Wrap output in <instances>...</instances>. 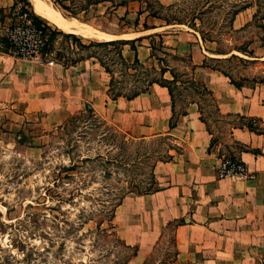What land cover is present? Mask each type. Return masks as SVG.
<instances>
[{"label":"rangeland","instance_id":"rangeland-1","mask_svg":"<svg viewBox=\"0 0 264 264\" xmlns=\"http://www.w3.org/2000/svg\"><path fill=\"white\" fill-rule=\"evenodd\" d=\"M140 1L149 15L182 19L188 26L199 15V25L208 28L211 39L218 40L207 42L206 49L232 51L219 54L216 58L223 59L217 60L206 55L203 63L225 70L237 82L263 79L264 62L249 61V54L234 47L264 56V0H252L254 6L237 16L235 26L239 28L235 32H227L233 0H178L170 9L160 0ZM52 2L65 17L107 33H131L145 29V24L155 26V21H143L141 25L134 18L123 21L98 6L96 0ZM17 4L16 15L11 11L12 19L6 23L11 26L19 12H30L45 39L41 61L55 59L68 65L93 57L96 62H105L110 72L103 65L102 70L92 66L96 72L92 79L94 100L77 104L78 109L62 123L42 112H25L23 103L0 104V264H127L136 249L118 237L112 220L114 204L128 190L155 191L159 187L154 180L156 167L169 159L168 151L178 141L167 135L141 138L148 129H123L108 119V113H103L104 82L110 98L121 95L127 99L139 93L146 96L147 104L157 107L159 114L164 112L162 98L167 93L153 81L171 80L175 120L191 102H199L212 133V145L224 155L225 162H239L242 148L231 137L232 128L251 122L219 112L210 92L195 81L191 54L167 45L165 32H159L161 36L146 35L151 43L150 59L127 66L120 52L123 50L132 63L135 52L130 44L106 46L96 43L104 41L98 38L78 34L79 39L73 38L41 17L33 0H18ZM162 18L160 22L164 23ZM0 51L12 53L5 33H0ZM164 66L176 77L170 70L163 73ZM87 104L95 109L94 114L87 110ZM121 109L127 112V107ZM150 119L146 115L139 118L145 125ZM172 231L173 226L165 230L145 264H173L177 251Z\"/></svg>","mask_w":264,"mask_h":264},{"label":"crops","instance_id":"crops-1","mask_svg":"<svg viewBox=\"0 0 264 264\" xmlns=\"http://www.w3.org/2000/svg\"><path fill=\"white\" fill-rule=\"evenodd\" d=\"M98 1V6L123 21L134 18L140 22L137 25L155 21L149 29L107 34L146 36L165 32L167 45L179 53L191 54L193 73L213 92L219 112L251 122L235 125L231 131L235 143L242 147L237 159L245 171L226 174L221 171L224 155L212 145V133L203 120L199 102H191L171 127L173 101L167 87L158 85L167 93L162 98L164 112L159 115L157 107L147 104L144 94L130 99L110 98L104 82L103 113H108V119L123 129H148L141 138L171 135L180 147L179 151L171 150L170 160L157 165L159 187L155 191L127 193L117 207L114 221L118 237L137 250L127 264H145L171 224L177 251L173 264H264V71L262 80L245 81L238 87L229 76L203 65L206 55L219 54L206 49L199 31L185 24L160 22L161 19L148 14L140 0L119 4L116 0ZM160 1L170 5L177 0ZM17 2L0 0L1 34L9 26L6 21L12 19L10 14L17 10ZM17 18L18 14L14 21ZM235 21L234 27L238 29ZM136 45L139 58L150 59L149 39L143 38ZM253 59L256 63L264 62V56ZM92 66L104 69L93 57L65 65L55 59L38 61L0 51V104L23 103L25 112H42L62 123L78 109L77 104L94 100L92 79L96 72ZM201 71L205 74L199 75ZM94 82L96 85L95 79ZM122 106L127 107V112ZM145 115L151 117L146 125L139 120ZM182 219L184 223L176 224Z\"/></svg>","mask_w":264,"mask_h":264},{"label":"trees","instance_id":"trees-1","mask_svg":"<svg viewBox=\"0 0 264 264\" xmlns=\"http://www.w3.org/2000/svg\"><path fill=\"white\" fill-rule=\"evenodd\" d=\"M55 1H57V0H55ZM177 1H178V0H177ZM98 2H99V1H96L95 3H98ZM239 2H241V5H238ZM174 5H175V4H171V5H169V6H166L165 8H166V9H167V8L170 9V8H173ZM232 6H233V8H234V11L232 12V16H231V18H230V25H229V28H230V29H228L227 32H231V31L235 32V31H237V29H235V27H234V21H235L237 15H238L240 12H242V11H244V10H246V9H248V8H250V7H252V6H254V4H253L252 0H233V2H232ZM236 6H237V7H236ZM236 8H237V9H236ZM154 16H157L158 18H162L161 16H158V15H154ZM254 18H257L256 13H255V15H254ZM162 19L165 20V22H166L167 25H169V24H173V23H178V24H188V22H185V21L182 20V19H175V18L170 19V18H166V17H164V18H162ZM174 20H175V21H174ZM198 20L201 21V17H200L199 15H196V16L194 17V20L189 22V26H190L191 28H193V29H195V30H197V31H199V32L201 33V36H202V38H203V40H204L205 43H207V42H216V41L218 42V40H213V39L210 38V31L207 30L208 28H206V29L202 28V27L200 26L201 24L199 25ZM144 28H145V29H149L150 27H149L147 24H145ZM69 35L72 36L73 38L79 39L78 36H77V34L71 33V34H69ZM158 35L161 36L160 33H158ZM145 37H146V36H139V37H136V38H134V39H116V40H109V41L96 42V43H98V44H102V45H106V46H111V45H113V46H116V45L126 46V45H129V44H130V45H131V48H132V49L134 50V52H135L134 61H133L132 63H130V62L127 60L126 56L124 55L123 50L120 52L121 61H122L124 64H126L127 66H130V65H141V64H143V61H142V60L139 58V56H138V50H137V47H136L135 43H136L137 41L142 40V39L145 38ZM225 39H226V38H225ZM227 40H228V39H226V41H227ZM91 44H94V41H92ZM91 44H90V45H91ZM163 45H164V44H163ZM163 45H162V46H163ZM164 47H165V46H164ZM152 48H153V47H152ZM234 48H235L234 50L242 51V52H245L246 54H249V56H250V59H248L249 61H254L253 58H255V57H259V56H257V55H254L253 52H250V51L247 50V49H244V48H241V47H237V46H235ZM210 51H212L213 53H216V54H221V55H227V54H229V53L232 52V51L218 50V49L210 50ZM232 56H236V54H232ZM212 59H216V60H217V59H223V58L212 57ZM100 63H101V65H103V66L106 68V70H107L108 72H110V70H109V68H108V66H107V64H106L105 62H103L102 60H100ZM203 65L206 66V67L213 68V69H215V70H219V71H221L222 73H224L225 75L229 76V77L231 78L232 83L235 84L236 86L240 87V86L242 85V82H237V81L233 78V76H232L231 74H229L228 72H226L225 70H222V69H220V68L213 67V66H208V65L205 64V62L203 63ZM192 68H193V67H192ZM193 69H194V68H193ZM168 70H170V69H168L166 66L162 67V72H163V73L167 72ZM170 72H171V75H173V77H176L174 71L170 70ZM195 81H197L198 84H200L202 87H204V89H206V90H208V92H210V94H211V96H212V98H213V100H214V102H215V104H216V101H215V97H214V95H213V92H212V91H211V90H210L205 84H203V83H201L199 80H197V79H196V76H195ZM153 82H154V83H158V84H160V85L163 86V87H167L168 90H169V92H170V94H171L172 101H173V116L171 117V124H170V125H171V127H173V126L176 124L178 118H179L181 115L185 114V111H186V110L182 111V112L179 114V117L176 118V120H175L174 116H175V111H176V105H175V100H174L173 89H172V87H171V83H172L171 80L164 78V79L161 80V81H160V80H155V81H153ZM137 95H139V93L135 94L133 97H135V96H137ZM119 96H121V95H113L112 97H113L114 99H116V98H118ZM128 98H129V97H128ZM130 98H132V97H130ZM130 98H129V99H130ZM216 106H217V104H216ZM86 108H87L88 111H90L92 114H94L95 109H94L90 104H87V105H86ZM218 110H219V109H218ZM101 118H102V117H101ZM203 120H204V119H203ZM204 121H205V120H204ZM103 122L105 123V119H104V118H103ZM205 122H206V121H205ZM249 124H250V123H249ZM249 126H250V125H249ZM251 126H252V125H251ZM167 136L170 137V138H172L171 135H167ZM172 139H173V138H172ZM172 149H175V150L179 151L180 147H179L177 144H174V145H172V146L170 147V149H169V151H168V152H169V159H168V160H170V159L173 157V155L171 154V150H172ZM99 156H101V155H99ZM108 160H109V159H108ZM109 175H111V177H112V174H109ZM106 176H108L107 173H106ZM154 180H156L155 174H154ZM130 192H134V190H128V191H126V192H125V193L119 198V200L114 204L115 209L113 210L112 220H114L115 215H116L117 207L122 203V200H123L124 196H125L127 193H130ZM137 193L145 194V193H150V192H148V191H145V192H140V191H138ZM179 223H184V219L178 221L176 224H179ZM173 225H174V224H171V226H173ZM171 226H170V227H171ZM114 231H115V230H114ZM135 249H136V248H135ZM136 253H137V250L134 252L133 255H135Z\"/></svg>","mask_w":264,"mask_h":264},{"label":"built area","instance_id":"built-area-1","mask_svg":"<svg viewBox=\"0 0 264 264\" xmlns=\"http://www.w3.org/2000/svg\"><path fill=\"white\" fill-rule=\"evenodd\" d=\"M5 35L12 46V54L18 57L41 60V50L45 45L42 29L31 18L29 11L18 13V19L8 26ZM223 173H243L245 168L239 162L224 161Z\"/></svg>","mask_w":264,"mask_h":264},{"label":"bare ground","instance_id":"bare-ground-1","mask_svg":"<svg viewBox=\"0 0 264 264\" xmlns=\"http://www.w3.org/2000/svg\"><path fill=\"white\" fill-rule=\"evenodd\" d=\"M37 13L62 29L67 33H74L86 37L98 38L100 40L109 41L124 38H136L137 34H124L120 36L107 34L104 31L93 29L91 26L73 21L65 17L60 9H58L52 2V0H33Z\"/></svg>","mask_w":264,"mask_h":264}]
</instances>
